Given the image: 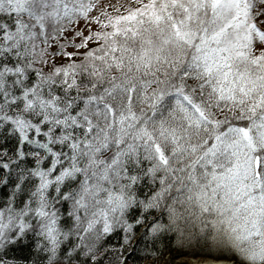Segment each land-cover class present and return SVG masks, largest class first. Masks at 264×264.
<instances>
[{
	"label": "snow or ice",
	"instance_id": "snow-or-ice-1",
	"mask_svg": "<svg viewBox=\"0 0 264 264\" xmlns=\"http://www.w3.org/2000/svg\"><path fill=\"white\" fill-rule=\"evenodd\" d=\"M0 264H264V0H0Z\"/></svg>",
	"mask_w": 264,
	"mask_h": 264
}]
</instances>
